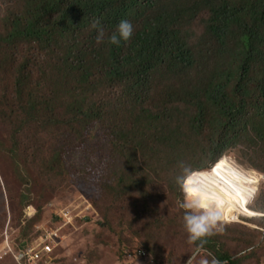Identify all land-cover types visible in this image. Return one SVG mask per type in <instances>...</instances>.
Segmentation results:
<instances>
[{
	"label": "trees",
	"instance_id": "trees-1",
	"mask_svg": "<svg viewBox=\"0 0 264 264\" xmlns=\"http://www.w3.org/2000/svg\"><path fill=\"white\" fill-rule=\"evenodd\" d=\"M121 19L132 35L111 45ZM231 151L264 174V0H0V160L22 187L16 243L41 219L28 214L31 190L61 179L79 184L102 227L132 232L146 251L136 264H155L158 239L185 232L180 163L215 167ZM253 201L264 214V187ZM236 233V254L223 232L204 247L245 264L264 240Z\"/></svg>",
	"mask_w": 264,
	"mask_h": 264
},
{
	"label": "rangeland",
	"instance_id": "rangeland-1",
	"mask_svg": "<svg viewBox=\"0 0 264 264\" xmlns=\"http://www.w3.org/2000/svg\"><path fill=\"white\" fill-rule=\"evenodd\" d=\"M231 153L234 158L241 163L236 152L231 151ZM71 160L76 162L77 157L74 156ZM0 165L3 168V170L0 171V229L5 227L10 221L12 228L10 226L9 228L15 231L14 238H16L18 237L23 213V207L19 200V193L22 187L14 179L7 160L2 158V160H0ZM253 170L260 176L259 177L257 174L252 176L253 183L257 188V196L264 187V174L255 169ZM4 179L8 182L7 189L3 184ZM78 185L79 184L75 183H63L61 179H54L49 181L48 185L40 184L37 188L31 190L30 202L32 206L41 209V219L38 223L47 220L50 216L51 208L55 209L67 204L71 205L68 207L70 209H74L75 206H77L79 210L82 209L79 215H84L81 221L80 219L77 221L78 225L72 224L68 229L66 234V248H64L65 252L63 253L65 258H63L62 262L56 261L55 259V263L136 264L133 262L134 260H127L126 255L124 258V254L125 252L127 254L140 247L137 238L131 231L127 229L122 230L121 227H117L116 225L112 230L102 227L100 225L102 219L97 211L94 209L85 210L86 208H82V204L87 201L84 195L88 198L89 196ZM5 191L6 193H4ZM49 202H53L51 204L53 206H49L45 209L44 206ZM253 202L254 201H252L251 204H247V202L243 203L240 212L236 214V219H229L224 223V230L222 232L226 233V235L228 234L227 236L232 240L228 243V249L233 254H236L242 245L232 239L229 233L240 232L244 238L255 237L259 243L264 240V236L255 233L256 230H261L264 235L263 217L255 220L246 218L264 216V214L254 212L250 209L248 205H252ZM33 213L34 211H31V214ZM75 218L77 219V215ZM234 224H238V226H234ZM238 239L241 240L239 236ZM192 254L193 247L187 241V234L183 231L176 230L174 233L164 234L158 239L153 258L155 264H186L188 257ZM74 256L78 259L73 260ZM198 260L199 258L197 256L193 264H197ZM245 264H264V248L256 251L255 255Z\"/></svg>",
	"mask_w": 264,
	"mask_h": 264
},
{
	"label": "clouds",
	"instance_id": "clouds-1",
	"mask_svg": "<svg viewBox=\"0 0 264 264\" xmlns=\"http://www.w3.org/2000/svg\"><path fill=\"white\" fill-rule=\"evenodd\" d=\"M91 27L96 30V42L100 43L104 28L99 19L93 20ZM132 32L131 22L121 19L108 36V43L119 45L122 40L127 41ZM253 174L254 170L239 163L231 152L222 155L215 167L193 168L180 163L174 183L183 196L177 201V207L183 210L182 227L188 243L193 245V254L186 264H193L201 253L205 255L197 264H224L204 245L208 237L223 231L225 221L236 219L243 203H252L257 194Z\"/></svg>",
	"mask_w": 264,
	"mask_h": 264
},
{
	"label": "built area",
	"instance_id": "built-area-1",
	"mask_svg": "<svg viewBox=\"0 0 264 264\" xmlns=\"http://www.w3.org/2000/svg\"><path fill=\"white\" fill-rule=\"evenodd\" d=\"M71 205H67L60 209L57 213L58 221L56 223L47 219L41 223L34 225L35 237L28 242L16 243L11 237V228L6 226L5 231L2 233V240L0 243V260L10 256L14 264H56V261L62 262L65 252L67 231L72 224L78 225L77 221L82 219L79 213L81 210L77 206L74 209H70ZM82 208L89 209L86 201L82 204ZM34 211L33 206L29 207L28 214ZM77 215V219L75 216ZM146 257V251L137 248L134 251H130L126 254L127 260H134L137 263ZM76 256L73 260H77Z\"/></svg>",
	"mask_w": 264,
	"mask_h": 264
}]
</instances>
